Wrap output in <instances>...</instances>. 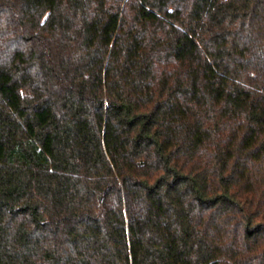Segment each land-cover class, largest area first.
Segmentation results:
<instances>
[{
  "label": "trees",
  "instance_id": "trees-1",
  "mask_svg": "<svg viewBox=\"0 0 264 264\" xmlns=\"http://www.w3.org/2000/svg\"><path fill=\"white\" fill-rule=\"evenodd\" d=\"M0 264H264V0H0Z\"/></svg>",
  "mask_w": 264,
  "mask_h": 264
}]
</instances>
